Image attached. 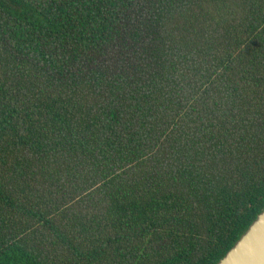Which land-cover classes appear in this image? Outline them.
<instances>
[{
  "label": "trees",
  "instance_id": "16d2710c",
  "mask_svg": "<svg viewBox=\"0 0 264 264\" xmlns=\"http://www.w3.org/2000/svg\"><path fill=\"white\" fill-rule=\"evenodd\" d=\"M264 210V0H0V264H218Z\"/></svg>",
  "mask_w": 264,
  "mask_h": 264
},
{
  "label": "water",
  "instance_id": "95a60500",
  "mask_svg": "<svg viewBox=\"0 0 264 264\" xmlns=\"http://www.w3.org/2000/svg\"><path fill=\"white\" fill-rule=\"evenodd\" d=\"M218 264H264V210Z\"/></svg>",
  "mask_w": 264,
  "mask_h": 264
}]
</instances>
